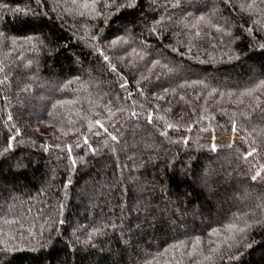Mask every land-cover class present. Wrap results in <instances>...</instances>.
<instances>
[{
	"label": "trees",
	"instance_id": "1",
	"mask_svg": "<svg viewBox=\"0 0 264 264\" xmlns=\"http://www.w3.org/2000/svg\"><path fill=\"white\" fill-rule=\"evenodd\" d=\"M261 81L264 0H0V264H264Z\"/></svg>",
	"mask_w": 264,
	"mask_h": 264
},
{
	"label": "snow or ice",
	"instance_id": "2",
	"mask_svg": "<svg viewBox=\"0 0 264 264\" xmlns=\"http://www.w3.org/2000/svg\"><path fill=\"white\" fill-rule=\"evenodd\" d=\"M129 6H132V5L129 4ZM201 19H203V17H201ZM113 43H115V41H113ZM104 59H105V60H108V57L105 56ZM261 85H264V81H261ZM121 86L123 87V85H121ZM10 118H11V117H10ZM150 119H151V117H149V120H150ZM96 123L99 124L100 121H96ZM101 127H102V125H101ZM169 127H171V125H169ZM112 139H116V137L113 136ZM215 147H216L215 144H213V145H212L213 150H215ZM73 163H75V161H73ZM257 175H259V173H258ZM252 179L255 180V179H256V176H253ZM241 231H243V229H241Z\"/></svg>",
	"mask_w": 264,
	"mask_h": 264
}]
</instances>
